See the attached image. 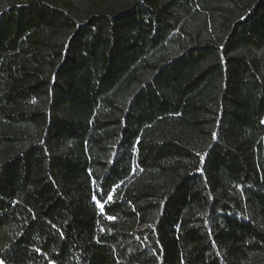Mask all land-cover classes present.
Here are the masks:
<instances>
[{
    "label": "trees",
    "instance_id": "16d2710c",
    "mask_svg": "<svg viewBox=\"0 0 264 264\" xmlns=\"http://www.w3.org/2000/svg\"><path fill=\"white\" fill-rule=\"evenodd\" d=\"M0 258L264 264V0H0Z\"/></svg>",
    "mask_w": 264,
    "mask_h": 264
},
{
    "label": "snow or ice",
    "instance_id": "6c2138e0",
    "mask_svg": "<svg viewBox=\"0 0 264 264\" xmlns=\"http://www.w3.org/2000/svg\"><path fill=\"white\" fill-rule=\"evenodd\" d=\"M118 186H119V185H117V187H118ZM93 199H94V201H95L97 207L100 209L101 213H103V212H104L105 205H104L100 200L96 199V197H93ZM107 200L110 201V202L113 200V194H112V191H110V192L107 194ZM107 218H108L109 220L114 219V217H112V216H108ZM61 235H62V234H61ZM37 251H39V250H37ZM0 264H5V259H4V258H0Z\"/></svg>",
    "mask_w": 264,
    "mask_h": 264
}]
</instances>
